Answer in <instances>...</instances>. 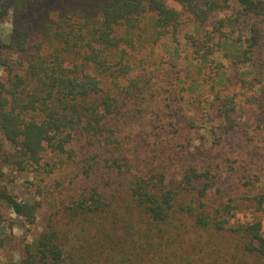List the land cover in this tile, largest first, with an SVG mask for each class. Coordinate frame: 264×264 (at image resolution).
I'll return each instance as SVG.
<instances>
[{
  "label": "trees",
  "instance_id": "1",
  "mask_svg": "<svg viewBox=\"0 0 264 264\" xmlns=\"http://www.w3.org/2000/svg\"><path fill=\"white\" fill-rule=\"evenodd\" d=\"M28 1L0 0V67L9 69L0 81V158L21 170L40 164L48 150H65L76 134L112 142L121 117L135 108L124 105L122 98L138 101L144 90L129 77L132 66L125 46L135 45L136 30L148 12L156 37L170 34L178 44L189 18L197 22L198 33L220 7L215 0H175L180 9L169 0H106L82 23L62 13L53 26L55 40L48 39V45L46 39L31 43ZM239 1L247 14L264 18V0ZM225 20L212 24L223 37L220 48L231 61L250 60L249 53L264 38L262 28L253 25L251 37L244 40L222 31ZM6 22L11 24L9 34H4ZM119 25L123 34L117 32ZM210 33L188 38L196 50L204 49V64L213 52L206 44ZM15 54L24 56L26 64L16 70L10 62ZM225 76L219 73L221 82ZM198 85L192 80L188 88L194 92ZM206 100L219 111L217 132L241 127L236 93ZM3 174L0 159V222L8 209L33 223L41 202L17 197L4 186ZM217 176L188 166L172 183L164 169L155 167L131 173L111 190L86 186L71 203L50 212L44 230L15 264H264L263 222L239 215L263 210L264 193L229 194L221 204H213L208 194L213 187L221 193Z\"/></svg>",
  "mask_w": 264,
  "mask_h": 264
},
{
  "label": "rangeland",
  "instance_id": "2",
  "mask_svg": "<svg viewBox=\"0 0 264 264\" xmlns=\"http://www.w3.org/2000/svg\"><path fill=\"white\" fill-rule=\"evenodd\" d=\"M105 1L29 0L26 16L33 27L31 43L50 39L62 13L82 23L97 14ZM215 1L220 7L212 12L198 33L197 22L192 18L187 20L178 44L170 34L156 37L151 13L143 17L136 30L139 37L134 46H125V57L132 66L129 77H134L144 90L138 101L122 98L124 105L130 103L135 108L121 117L112 142L106 143L105 139L94 142L90 136L76 134L65 150H48L40 164H30L24 170L0 158L4 186L19 198L31 197L41 202L33 223L4 209V221L0 222L4 239L0 264L18 263L26 254V246L44 230L50 212L71 203L86 186L99 184L104 189H113V185L134 172L162 168L169 181L176 183L188 166L208 169L219 174L214 180L221 193L213 187L208 194L209 201L216 205L229 194L264 193V38L249 53L250 60L243 57L234 62L220 48L223 37L212 26L214 21L225 17L222 31L233 36L240 34L246 40L252 35L253 25L262 28L264 35V18L247 14L239 0ZM168 2L178 9L183 7L175 0ZM10 31L11 24L6 22L4 34ZM207 31H212L206 44L213 52L209 63L204 64L201 62L204 49L196 50L188 38L190 35L206 37ZM117 32L123 34L122 25L117 27ZM244 47H248V42H244ZM19 59L25 60L17 54L10 59L15 70L26 65L24 60L20 64ZM222 71L226 73L223 82L219 79ZM8 72L7 66L0 67V81ZM192 80L199 83L194 92L188 88ZM122 82L129 83L128 79ZM218 93L238 96L241 127L230 133L217 132L219 111L206 100ZM2 143L0 133V146ZM118 162L125 164L118 166ZM239 215L259 219L264 226V209L243 210Z\"/></svg>",
  "mask_w": 264,
  "mask_h": 264
}]
</instances>
